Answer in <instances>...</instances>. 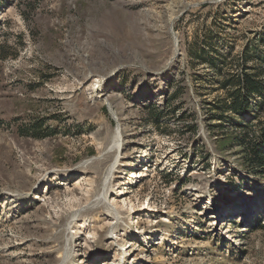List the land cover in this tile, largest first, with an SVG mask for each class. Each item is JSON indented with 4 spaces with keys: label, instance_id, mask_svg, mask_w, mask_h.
I'll return each instance as SVG.
<instances>
[{
    "label": "rangeland",
    "instance_id": "obj_1",
    "mask_svg": "<svg viewBox=\"0 0 264 264\" xmlns=\"http://www.w3.org/2000/svg\"><path fill=\"white\" fill-rule=\"evenodd\" d=\"M1 48L0 264H264V178L210 128L264 130L221 87L264 78V0H0Z\"/></svg>",
    "mask_w": 264,
    "mask_h": 264
},
{
    "label": "trees",
    "instance_id": "obj_2",
    "mask_svg": "<svg viewBox=\"0 0 264 264\" xmlns=\"http://www.w3.org/2000/svg\"><path fill=\"white\" fill-rule=\"evenodd\" d=\"M3 48V47H2ZM0 49V59L9 56L3 49ZM233 78V79H231ZM221 87L226 89L227 98L225 108L233 113H251V100L254 96L264 94V78L261 72L247 71L244 69L236 77L224 79ZM150 110L151 122H156L162 110L157 105L147 107ZM225 110H217L216 116L220 123L210 126L216 133L227 136L228 144L233 148H240L239 154L242 156L243 165L258 176L264 178V130L258 132L250 129L248 124L239 123L236 129L230 130Z\"/></svg>",
    "mask_w": 264,
    "mask_h": 264
},
{
    "label": "bare ground",
    "instance_id": "obj_3",
    "mask_svg": "<svg viewBox=\"0 0 264 264\" xmlns=\"http://www.w3.org/2000/svg\"><path fill=\"white\" fill-rule=\"evenodd\" d=\"M114 113V112H113ZM119 131V130H118ZM123 138L120 137V133L117 132L116 137L113 139V141L110 143L108 149L109 151H116V158L115 160H113V163L109 166L108 168V173L105 176V179L103 180V184H102V188H101V192L99 193L98 197H97V202H102L106 205V207L108 208L107 211H109L110 213H112L114 215L115 218H119V215L117 212H115L110 206H108V204L106 203V199H107V195H108V191L110 190V186H111V179L112 176L114 174L115 168L118 167V163H119V152L122 146V142H123ZM111 154V153H110ZM115 154V153H114ZM108 155V154H107ZM106 155V156H107ZM106 158V157H105ZM108 158V157H107ZM101 162V161H100ZM93 163V162H92ZM82 167V166H81ZM84 167V166H83ZM92 167V166H91ZM95 168V167H94ZM97 169V167H96ZM85 171V170H84ZM83 211V210H82ZM120 214V213H119ZM79 217V216H78ZM121 218V217H120ZM119 221H117L118 223ZM117 228V224L112 226L110 228V234L115 233ZM72 248V247H71ZM71 254V253H70ZM65 260V258H63ZM62 261L60 264H64L65 261Z\"/></svg>",
    "mask_w": 264,
    "mask_h": 264
}]
</instances>
